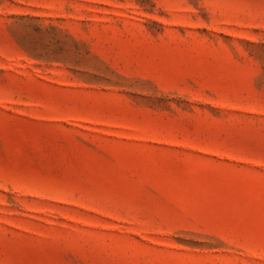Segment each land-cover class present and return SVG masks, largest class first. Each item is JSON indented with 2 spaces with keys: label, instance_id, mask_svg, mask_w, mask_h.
<instances>
[{
  "label": "rangeland",
  "instance_id": "1",
  "mask_svg": "<svg viewBox=\"0 0 264 264\" xmlns=\"http://www.w3.org/2000/svg\"><path fill=\"white\" fill-rule=\"evenodd\" d=\"M0 264H264V0H0Z\"/></svg>",
  "mask_w": 264,
  "mask_h": 264
}]
</instances>
